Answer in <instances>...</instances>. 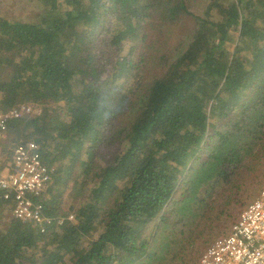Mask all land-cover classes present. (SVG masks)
<instances>
[{
  "label": "trees",
  "instance_id": "obj_1",
  "mask_svg": "<svg viewBox=\"0 0 264 264\" xmlns=\"http://www.w3.org/2000/svg\"><path fill=\"white\" fill-rule=\"evenodd\" d=\"M38 1L41 22L0 16L4 107L42 108L9 123L0 153L39 144L60 167L45 210L74 221L41 234L1 198L0 264H136L172 251L194 264L263 169L264 0L199 1L218 18L192 12L197 0Z\"/></svg>",
  "mask_w": 264,
  "mask_h": 264
},
{
  "label": "built area",
  "instance_id": "obj_2",
  "mask_svg": "<svg viewBox=\"0 0 264 264\" xmlns=\"http://www.w3.org/2000/svg\"><path fill=\"white\" fill-rule=\"evenodd\" d=\"M4 102L5 96L0 92V152L11 121L42 114L41 107L30 103L5 108ZM55 172V168L44 163L40 145L34 141L15 146L12 157L0 163V199L8 203L14 219L35 225L41 234L74 221L71 213L49 215L41 200ZM199 264H264V186L229 233L216 239L204 252Z\"/></svg>",
  "mask_w": 264,
  "mask_h": 264
},
{
  "label": "rangeland",
  "instance_id": "obj_3",
  "mask_svg": "<svg viewBox=\"0 0 264 264\" xmlns=\"http://www.w3.org/2000/svg\"><path fill=\"white\" fill-rule=\"evenodd\" d=\"M199 1L200 0H197V2L195 3L196 5H194L191 8L192 12L196 13L198 16H201V17L204 16V18L205 17L209 18L211 16L213 18H218V15L215 13V11L214 12L208 11V8L210 5L209 3H204V2H199ZM45 5L46 4L44 3H39L38 0H0V16L8 17L9 19L25 20V21L33 20L34 22H41V19H42L41 16L44 13H46V11L48 10L47 8H45ZM110 36H112V32H110ZM227 49L229 52H232L234 49V45H228ZM8 136H9V133H8ZM4 159L7 160V155H5L4 153L3 154L0 153V163ZM55 168H60V167L59 165H55ZM68 174L69 172H63V175L66 176V178ZM255 174L259 175V177H257V179L253 181L254 183L251 185L250 190L247 193H245V195L243 196V199H246L245 207H247L250 203H252L259 196V193L264 186V165H263V169L259 168L258 170H256ZM254 188H256L255 192H254ZM61 189H63V187ZM186 189H187V186H183L182 190L179 191L177 194H175L174 199L169 203L170 204L169 208H171L173 204H175L176 202L183 200L184 194L182 193H184ZM66 192L68 193V191H65L64 192L65 194H63L62 196V203L60 206L62 211H66L72 205L71 197L69 194L66 195ZM83 200L85 199L84 198L81 199V201ZM245 207H243V209L239 212L238 216L242 213ZM171 209L174 210V208H171ZM5 211L6 212H3L5 215L8 214L10 217H12L8 208ZM163 213L164 212H162L161 214L163 215ZM168 214H170L169 210H168ZM238 216L235 217V220H233V218L227 219L223 223H220L218 226H216V229L213 230V232L215 231L216 233L213 235L214 237L212 238V240L214 241L218 239L219 237L228 234L231 226L236 221ZM197 221H198L197 217H191V215H189L185 221H183L182 223H179V225L176 224L177 228H179L181 231L177 233L176 237L181 238L183 240L188 239L192 234L189 230H187L189 228V224L192 222H197ZM182 231H185V232H182ZM153 234L154 233L152 232V228L147 231V236H152ZM96 235L97 234H94V236L91 238H95ZM173 245H176V244H173ZM201 249L202 248H200L199 251L202 254L205 248H203V251ZM173 254L174 252L172 251L171 254L168 256V258L166 259H161V260L156 259L154 262H149V261L141 262V263L137 262L136 264H192L189 261V258H191V255L188 252H186L185 256L179 254V252L178 254H175V256H172ZM184 258L188 260H185ZM200 260L201 258H198L196 262H194V264H199Z\"/></svg>",
  "mask_w": 264,
  "mask_h": 264
},
{
  "label": "crops",
  "instance_id": "obj_4",
  "mask_svg": "<svg viewBox=\"0 0 264 264\" xmlns=\"http://www.w3.org/2000/svg\"><path fill=\"white\" fill-rule=\"evenodd\" d=\"M12 216V215H11Z\"/></svg>",
  "mask_w": 264,
  "mask_h": 264
}]
</instances>
